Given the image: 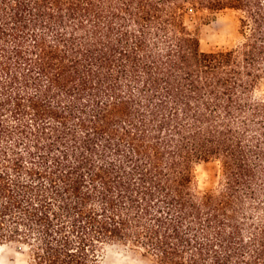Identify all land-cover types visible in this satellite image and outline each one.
<instances>
[{"label":"trees","instance_id":"16d2710c","mask_svg":"<svg viewBox=\"0 0 264 264\" xmlns=\"http://www.w3.org/2000/svg\"><path fill=\"white\" fill-rule=\"evenodd\" d=\"M188 8L237 12L242 41L200 50ZM263 78L264 0H0V245L264 264Z\"/></svg>","mask_w":264,"mask_h":264},{"label":"rangeland","instance_id":"374dc122","mask_svg":"<svg viewBox=\"0 0 264 264\" xmlns=\"http://www.w3.org/2000/svg\"><path fill=\"white\" fill-rule=\"evenodd\" d=\"M238 13L233 10L211 11L188 8L183 15L187 29L199 41L202 51H215L237 46L242 41ZM257 98H264V78L253 90ZM195 191H205L218 187L221 171L218 162L209 160L194 165ZM103 264H156L141 249L118 242L106 245L100 253ZM28 248L18 242L0 245V264H27Z\"/></svg>","mask_w":264,"mask_h":264}]
</instances>
